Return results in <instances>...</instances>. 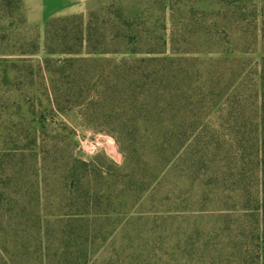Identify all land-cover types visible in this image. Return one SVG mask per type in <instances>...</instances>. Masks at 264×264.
I'll return each instance as SVG.
<instances>
[{
	"label": "trees",
	"instance_id": "16d2710c",
	"mask_svg": "<svg viewBox=\"0 0 264 264\" xmlns=\"http://www.w3.org/2000/svg\"><path fill=\"white\" fill-rule=\"evenodd\" d=\"M12 1L0 264H264V0H223L235 20L243 10L244 41L205 54L122 15L100 30L50 22L43 47L8 31ZM71 114L115 139L122 164L79 160Z\"/></svg>",
	"mask_w": 264,
	"mask_h": 264
},
{
	"label": "rangeland",
	"instance_id": "374dc122",
	"mask_svg": "<svg viewBox=\"0 0 264 264\" xmlns=\"http://www.w3.org/2000/svg\"><path fill=\"white\" fill-rule=\"evenodd\" d=\"M6 15L8 19L3 23L8 26L15 25V28H9L8 31L26 35L29 38L39 37L40 32L41 44H43L42 28L33 22L30 9L26 7L23 0L20 2L13 0L12 7L9 12H6ZM120 15L130 20L140 19V21H133L135 30L142 32V34L148 32L151 36L161 35L165 37L172 52L177 50L190 54L194 52L201 54L209 51L220 52L224 47L227 48L226 36L228 34L232 35L238 43L244 41L241 33L244 26L243 10L237 12V20H235L234 13L223 3V0H90L87 22L100 30V28H106L108 24L117 22ZM73 23V21H67L60 26L66 25L75 28ZM153 44L156 45L155 42ZM260 56L261 54L255 57L257 63L260 61ZM70 120L74 123L72 125L68 122L73 129L74 153L78 158L76 130L91 131L93 136L105 135L92 129L76 126L74 114H71ZM116 155L118 157L114 159V156L111 158L106 152H103L100 157H106L108 160L121 165L123 157L118 146ZM174 207L170 203L167 209L173 210ZM119 236L118 238H120Z\"/></svg>",
	"mask_w": 264,
	"mask_h": 264
},
{
	"label": "crops",
	"instance_id": "0c3cea01",
	"mask_svg": "<svg viewBox=\"0 0 264 264\" xmlns=\"http://www.w3.org/2000/svg\"><path fill=\"white\" fill-rule=\"evenodd\" d=\"M30 9L33 22L43 31V47L46 43L48 23L67 19L86 20L90 10V0H23Z\"/></svg>",
	"mask_w": 264,
	"mask_h": 264
},
{
	"label": "built area",
	"instance_id": "2783aa9c",
	"mask_svg": "<svg viewBox=\"0 0 264 264\" xmlns=\"http://www.w3.org/2000/svg\"><path fill=\"white\" fill-rule=\"evenodd\" d=\"M105 136H93L91 131L76 130L75 139L78 145L77 153L79 160L91 164L103 152H106L113 158V155L117 154V143L112 137Z\"/></svg>",
	"mask_w": 264,
	"mask_h": 264
},
{
	"label": "bare ground",
	"instance_id": "6f19581e",
	"mask_svg": "<svg viewBox=\"0 0 264 264\" xmlns=\"http://www.w3.org/2000/svg\"><path fill=\"white\" fill-rule=\"evenodd\" d=\"M113 156L115 157V159H117V157H118V155H116V154H114ZM98 157H99V156H98ZM98 157H97V158H98Z\"/></svg>",
	"mask_w": 264,
	"mask_h": 264
}]
</instances>
